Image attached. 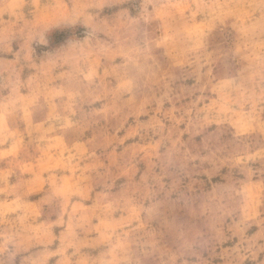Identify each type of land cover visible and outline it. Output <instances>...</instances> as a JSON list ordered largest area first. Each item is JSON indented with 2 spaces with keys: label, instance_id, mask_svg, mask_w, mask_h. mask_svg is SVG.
<instances>
[{
  "label": "clouds",
  "instance_id": "clouds-1",
  "mask_svg": "<svg viewBox=\"0 0 264 264\" xmlns=\"http://www.w3.org/2000/svg\"><path fill=\"white\" fill-rule=\"evenodd\" d=\"M0 264H264V0H0Z\"/></svg>",
  "mask_w": 264,
  "mask_h": 264
}]
</instances>
